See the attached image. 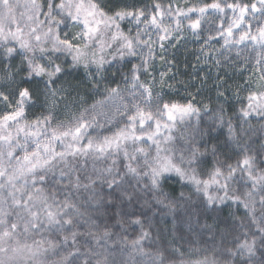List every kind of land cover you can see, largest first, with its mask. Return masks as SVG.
Here are the masks:
<instances>
[{
  "label": "snow or ice",
  "instance_id": "6c2138e0",
  "mask_svg": "<svg viewBox=\"0 0 264 264\" xmlns=\"http://www.w3.org/2000/svg\"><path fill=\"white\" fill-rule=\"evenodd\" d=\"M0 264H264V0H0Z\"/></svg>",
  "mask_w": 264,
  "mask_h": 264
},
{
  "label": "trees",
  "instance_id": "16d2710c",
  "mask_svg": "<svg viewBox=\"0 0 264 264\" xmlns=\"http://www.w3.org/2000/svg\"><path fill=\"white\" fill-rule=\"evenodd\" d=\"M193 46L191 45V43L188 45V49L187 50H179V51H176L175 55H176V59L178 61V78L179 79H184V80H187L189 77H192V84L193 85H196V84H199V80L196 79L195 75H191L192 72V68H191V64L193 62H195L194 60V57L192 56V50H193ZM168 55H172V53L170 52ZM203 71H202V74L200 77H203V76H207L208 77V81H207V87L204 88L203 92L200 93L201 97H204L205 95L207 96H210L212 98V101L215 102L216 100V94L213 90V86H214V82L216 80V76H217V71L216 74H209L208 75V70L207 67L206 69L205 68H202ZM220 72V76L222 79H227L228 77H232L233 76V73H232V70L230 68H226V69H222L219 71ZM225 72L227 73V77L225 76ZM82 75V73H81ZM236 78L239 77V73H236L235 74ZM229 83H231V79L228 80ZM195 89L193 88V91ZM181 95H183V92H181ZM100 98H102V96H97L95 99L99 100ZM95 102L94 100H90L89 103H93ZM229 103H235V101H231L229 100ZM213 106H215L213 104ZM227 107V105H226ZM229 111L231 112V109H229ZM253 129H254V134H252L251 136V140L249 141L250 143L251 142H254V141H259L260 137H261V133L259 131V125L256 123V121H253ZM172 187H179L178 185L176 184H173ZM229 215V210L228 209H225V211L223 213H221V217L222 218H226L227 216ZM170 219V218H169ZM212 221L209 220L208 223H211ZM170 227V225H169Z\"/></svg>",
  "mask_w": 264,
  "mask_h": 264
},
{
  "label": "rangeland",
  "instance_id": "374dc122",
  "mask_svg": "<svg viewBox=\"0 0 264 264\" xmlns=\"http://www.w3.org/2000/svg\"><path fill=\"white\" fill-rule=\"evenodd\" d=\"M191 45L195 48L197 45H195L194 43H191ZM217 47H219V45H217ZM193 48V49H194ZM232 55H235V53H232ZM242 55V57H243V53L241 54ZM195 64V62H193L192 64H191V68H192V70H191V72H192V74L191 75H195V76H201V74H202V71H203V69L202 68H205L206 69V67H207V69L206 70H208V75L209 74H216V72L215 71H218V69L217 68H215V67H212L211 65H208V66H204V65H201L200 67H201V71H199V73H197L196 71H195V69L192 67V65H194ZM220 70H222V69H220ZM219 70V71H220ZM103 98V97H102ZM102 98H100V99H102Z\"/></svg>",
  "mask_w": 264,
  "mask_h": 264
}]
</instances>
